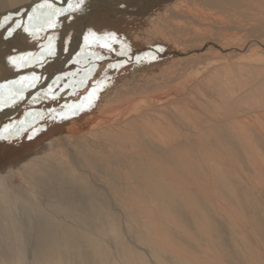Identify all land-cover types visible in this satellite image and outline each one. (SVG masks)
Listing matches in <instances>:
<instances>
[{
    "label": "bare ground",
    "instance_id": "1",
    "mask_svg": "<svg viewBox=\"0 0 264 264\" xmlns=\"http://www.w3.org/2000/svg\"><path fill=\"white\" fill-rule=\"evenodd\" d=\"M62 1L75 3V0H50L54 8L62 12L54 17L52 22L56 27L53 28L48 23V10L39 8L45 0H0V74L3 76L0 78V119L16 116L9 119L11 122L4 123L7 125H0L2 132L13 134L15 130L9 127L10 123L13 128L24 121L28 122L33 117V112L41 111L47 106L42 100H37L32 110L24 111L33 95L45 92L47 86L63 70L74 65L71 61L74 56L79 58L103 40L90 36V31L101 33L102 37L107 33H117L122 20L131 16L152 18L149 17L151 13L159 12L164 5H169L174 0H91L89 9L74 13H70V4L61 6ZM205 1L208 5L221 7L227 2L236 5L246 0ZM181 7L182 18H197L201 25L208 21L207 15H197L196 7L176 6L175 12ZM34 11L39 19L29 20L28 17L33 16ZM135 20L137 19L133 21ZM17 23L23 27L16 28ZM150 23L154 28L152 30L161 29L160 26L164 25L162 19ZM12 28H16V31L9 37L8 30ZM24 28L29 31L25 32ZM145 31L148 33V30ZM238 42L240 43L233 48L223 47L206 39L199 49H218L223 54L237 53L239 57L233 56L232 64L227 66L243 71V67H246L242 64L243 59L249 57L258 63L261 52L251 51V57H241L243 52L249 51L250 46L243 38ZM154 51L157 52L155 49ZM217 57L214 69L221 68L219 62L227 59L221 55ZM12 58H15L14 61ZM122 59L130 60V57ZM101 62L103 61L96 65L106 64V61ZM43 68L47 69L45 73ZM250 68L255 70L250 71L249 78L259 81L264 74L258 70L264 69V66L259 64ZM202 70L208 69L204 67ZM12 79L11 84L9 80ZM65 80L66 78L62 79L61 83ZM228 81L226 77L218 79L215 84L212 78L194 79L188 84L178 74L170 78L167 86L163 85L162 88L158 83L157 86L153 83L149 87L146 84L150 82L145 85L141 83L143 89L132 86V91L136 94L141 90L146 92H143V97L138 96L140 92L137 94V99L142 102L124 109L121 103H117L119 90L116 85L113 89H109L107 85L98 88L95 83L91 84L92 89L85 88L84 85V92L89 97L87 99V94L82 98L85 106L77 114H68L62 121L53 117L48 119L49 123L46 125L44 121L37 120L38 125L27 130L25 138L32 134L33 128L45 130L43 137L46 140L42 138L43 141H38L33 152L29 149V144L16 148L14 152L11 147L7 149L2 144L3 151L9 150L14 156L18 151L23 155H18L16 160H22L17 165L10 164L8 168L5 164L0 165V264H66L63 263L65 249L69 250V244L79 243L88 244L92 255L97 259L102 257L104 250L110 254L121 250L123 254H127L122 260L126 264H148L146 255H149L150 260L152 257L156 264H165L163 256L176 250V261L179 264L200 262L197 260L192 263L189 257H181L186 248H179L169 240L166 248H150V253L146 251V255H134V249L126 245L125 219L131 222L126 224L130 230H133L135 224L142 229H149L150 222L137 209L140 203H144L141 198H134L132 193L129 205H124L123 198L126 196H123V189L132 191L139 187L155 186L157 197L162 198L165 197L164 187L182 183L199 186L202 178L206 183H225L231 178L233 171L226 170L222 163L211 164V161L200 160L195 154L207 153L212 147H219L227 152L225 158L229 161L230 155L239 158L243 147L247 145V164L253 168L255 175L254 180H251L252 185L247 186L246 191L263 196L264 182L258 183V180L264 175V169L258 164L254 167L256 153L248 148V144H254L258 150L261 147L259 155L263 154L264 113L252 119L245 115L247 109L243 105L249 97H264V84L230 98ZM134 82L138 84L139 81ZM199 87L213 92L211 101L207 99L206 104L198 101L192 104L189 101ZM122 91L121 89L119 93L122 94ZM124 93L127 97L126 92ZM155 98L156 101L153 100ZM228 99L235 100L227 102ZM41 137L42 135L39 136ZM186 154H192L193 158L186 157ZM165 166L179 171L187 169L188 172L174 176L171 169ZM141 172L147 177H141ZM236 175H239L238 181L246 182L243 172H237ZM235 191L236 189L234 193ZM148 199L156 201L153 197ZM132 201L135 202L133 207ZM116 204L121 205L119 210L114 209ZM154 209L155 207L150 211ZM139 220L142 222L138 224ZM248 225V222L244 223L246 232ZM203 236L210 237L209 230L206 229ZM110 241L114 242L113 245ZM150 241L156 244L154 239L151 238ZM197 248L204 250L201 245ZM249 257V263L254 262L255 257L258 258L250 252ZM205 260L211 264L207 258ZM103 261L102 258L101 262Z\"/></svg>",
    "mask_w": 264,
    "mask_h": 264
},
{
    "label": "rangeland",
    "instance_id": "2",
    "mask_svg": "<svg viewBox=\"0 0 264 264\" xmlns=\"http://www.w3.org/2000/svg\"><path fill=\"white\" fill-rule=\"evenodd\" d=\"M171 4L164 5L160 9V13H151L149 17L152 18L131 16L127 20H122L118 32L115 33L117 34V40L115 42L108 41L112 44L111 49L102 47L101 45L105 43L102 40L98 45L96 44L95 47L90 48L86 54L79 56V58L74 56V59L71 60L74 65L63 70L47 86L48 89L45 92L33 95L34 97L30 100L32 101L31 104L29 101L24 111L25 109L32 110L33 104L37 100H42V103L47 105L44 109L33 112V117L28 119V122L24 121L16 126L13 124V128L10 123V128L15 130L13 131L14 135L12 133L10 135L7 131L2 132L0 129V135L4 137L0 139V165L5 164L7 168L10 167V164L17 165L22 160H16L17 157L23 155L17 151L16 156H14L9 150L3 151V147L7 149L11 147L14 152L16 148L19 149L18 147L29 144V149H32L33 152L35 144L40 140L43 141L42 138L45 139L43 137L45 134L44 129L43 131L40 129L42 132L38 134L32 132L31 136L33 139H28L30 135L25 138L27 136L26 134H28L27 130L38 125L36 124L38 123L37 120L44 121L43 123L45 125L49 123L48 119L53 117L62 121L68 114H77L81 108H84L85 105L82 103V98L88 94L84 92V85L85 88L89 87V89H92L90 87L92 83H95L98 88H104L107 85L109 89H113L116 85L120 93L121 89L123 90L122 94L117 91L116 97L117 103H121L124 109L130 105H136L142 102L137 99L139 98L137 94L140 91L137 94L132 91L136 87L137 89L141 87V83L145 85L147 82H150V84H146V87L151 86L153 83L157 86L156 83H158V86L162 88L163 85L167 86L166 83H169L170 78L178 74L188 84L194 79L208 80L211 78L215 84L218 79L221 80L226 77L229 79L228 82H230V98L240 96L246 91L260 86V84H264V75L260 77L261 79L259 81H253L249 78L250 71L255 70L250 68L251 66L259 64H261V67L264 66V0H246L236 5L232 4V2H227L221 7L208 5V2L205 0H174ZM176 6L196 7L198 9L197 15L200 13L201 15H207L208 21L206 24L201 25L197 18H182L180 16L182 7L175 12ZM215 17L217 18L215 19ZM134 19L137 20L133 21ZM160 19L163 20L164 25L160 26L161 29L152 30L154 28L150 22ZM145 30H148V33L152 30V32L150 31L152 34L146 33ZM159 32L160 34H158ZM97 37H102L101 33H98ZM242 38L246 40V44L250 46V49L249 51L243 52L241 57L243 55L251 57L253 52H261V59L258 63L249 57L243 59L242 64L246 66L243 67L244 69L242 68L243 71L235 70L233 67L227 66L232 64L233 56V58L239 57L237 53L226 52L223 54L218 49H213V51L212 49L210 51L207 49H199L206 39L207 41H214L223 47L229 46L235 48L237 46L236 44L240 43L238 42L239 39ZM218 55L227 59L219 62L221 68L214 69L216 66V64L214 65V61H218ZM124 57H130V60H123L122 58ZM100 61H106V64L103 66L96 65ZM224 61L227 63L225 66V63H222ZM204 67L208 70H202ZM43 69V73H45L47 69ZM261 70L264 69H259L258 71L264 74ZM2 77V74H0V78ZM64 78L66 80L62 84L61 81ZM143 79H147V81ZM134 81L138 82V84ZM9 83L12 84L13 79L12 81L9 80ZM172 85L175 86L176 84ZM17 86L21 87L20 84ZM132 86L135 87L133 88ZM207 90L209 89L199 87L189 98V101L192 104L195 101L206 104L207 99L211 101L213 92H207ZM124 92H126L128 98L124 96ZM143 92L141 90L138 96L143 97ZM88 97L89 94L87 95V99ZM153 100L156 101V98ZM234 100L228 99L227 102ZM68 104L70 105L67 106ZM244 107L247 109L245 115L254 119V116L264 113V97H261V95L249 97L248 101L243 105ZM45 109L48 110L46 111ZM14 118L16 116L6 119L1 118L0 125L3 124L5 126L7 124L4 123H7V121L11 122L9 119ZM40 135H42L41 138H39ZM246 146L243 147L239 158L236 155H230L229 161H226L225 158L227 152L219 147H212L207 153L195 154L200 160L205 159L206 161H211V164L222 163L226 170L233 171L234 173H232L231 178L227 181L228 183L226 181L225 183H206V180L202 178L199 181V186L182 183L178 186L164 187L165 197L162 198L157 197L155 186L148 188L139 187L132 191L123 189V196H126L123 198L124 205H129L131 201L129 199H132V193L134 198H141L144 203H140L137 209L142 211L143 215L150 222L149 229H142L135 224L133 230H130L126 224L131 222L125 219L126 245L134 249L133 254L144 253L146 255L148 254L147 252L150 253V248H166L167 241L169 240L179 248H186L185 254L181 257L184 259L189 257L192 263L193 261L197 262L198 260L201 262L202 260L204 262L201 263L208 264V261L205 260L207 258L211 261V264H257L258 262V264L261 262L264 264V193L263 196H257L255 193L246 191V187L252 185L251 180H254L255 175L253 168L247 164L245 155V152H247ZM248 148L256 153L254 167L258 164L261 169H264V151H262V155H259L261 153V151L259 152L261 147L258 150L254 144L249 143ZM186 157L192 159L193 155L186 154ZM165 167L170 168L174 176H180L188 172L187 169L179 171L178 169H173V167ZM237 172H243L245 183L238 181L239 175H236ZM139 175L144 178L147 177L142 172ZM262 182H264V175L258 180V183ZM232 188L234 190L236 189L235 193ZM243 192H245V195ZM148 197H153L156 201L151 202ZM126 198L127 200H124ZM132 202L134 203L132 205L133 207L135 202ZM120 207V204L114 205L115 210H119ZM154 207V211H150ZM139 222L141 223L142 221L139 220L138 224ZM247 222L249 223V228L246 229V232L244 230V223ZM231 223L234 225L233 228ZM206 229L211 234L208 238L203 236ZM242 232L244 235H242ZM191 237L195 239L191 240ZM151 238L156 241V244L151 243ZM110 242L113 245L114 242ZM199 245L204 250L198 249L197 247ZM67 248L69 250L66 251L65 249L63 255V263L66 264H103V262L104 264H126L122 263V260L127 257V254H123L121 250L110 254L107 250L103 249L104 253L100 257L101 259H97L92 255V250L89 249L88 244H69ZM105 252H107L106 255ZM172 252L163 256L162 259L165 264H179L176 261V252L178 251ZM249 252L252 255L254 254V257L261 258V260L259 261L255 257L254 262L249 263ZM189 253L193 254H190L192 257ZM146 256H148V264H156L152 260V257L150 260L149 255ZM102 258L104 260L103 262H101ZM200 262L196 264H201Z\"/></svg>",
    "mask_w": 264,
    "mask_h": 264
},
{
    "label": "snow or ice",
    "instance_id": "3",
    "mask_svg": "<svg viewBox=\"0 0 264 264\" xmlns=\"http://www.w3.org/2000/svg\"><path fill=\"white\" fill-rule=\"evenodd\" d=\"M85 3H86V0H75L74 4H70L69 5L70 13H74L75 11L82 10L81 6L85 5ZM39 8L48 10L47 11V18H48L49 26L53 27V28L56 27L55 23H53L52 21H53L55 16H57L58 14H62V12L60 10H58V9H55L54 5L50 2V0H45V2L43 4H41L39 6ZM28 19L29 20L39 19V17H37L35 15V11H34L33 16H29ZM21 27H23V25L17 23L16 28H21ZM16 28H12L11 30H8V36L9 37H11L14 34V32L16 31ZM24 31L27 32L29 30H28V28H24ZM89 35L92 36V37H95L97 40L103 39L105 41V43H103L101 46L105 47V48H109V49H111L112 44L109 43L108 41L111 40V41L115 42L117 40V37H116L115 33H107L103 37H97L96 33L90 31ZM85 42L86 43L88 42V37L87 36L85 37ZM153 58H155V57H153ZM12 59L14 61L15 58H12ZM9 127H11V126H9ZM39 131H41V130L40 129H33L34 134H38ZM10 135H11V133H10ZM3 138L4 137L2 135H0V139H3ZM32 138L33 137L31 135L28 137V139H32Z\"/></svg>",
    "mask_w": 264,
    "mask_h": 264
},
{
    "label": "water",
    "instance_id": "4",
    "mask_svg": "<svg viewBox=\"0 0 264 264\" xmlns=\"http://www.w3.org/2000/svg\"><path fill=\"white\" fill-rule=\"evenodd\" d=\"M90 2H91V0H86L85 5H82V6H81V8H82L81 11H82V12L85 11V10H87V9H89V8L91 7V5H89ZM67 4H71V3H70V2H69V3H65L64 1H62V5H61V6H64V5H67ZM4 110L6 111L7 109L4 108Z\"/></svg>",
    "mask_w": 264,
    "mask_h": 264
}]
</instances>
